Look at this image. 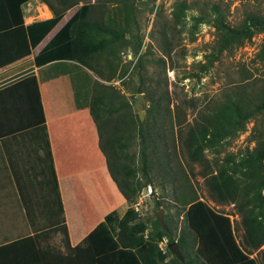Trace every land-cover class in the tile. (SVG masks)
<instances>
[{
	"label": "trees",
	"instance_id": "trees-1",
	"mask_svg": "<svg viewBox=\"0 0 264 264\" xmlns=\"http://www.w3.org/2000/svg\"><path fill=\"white\" fill-rule=\"evenodd\" d=\"M1 1L8 12L5 24L8 28L17 27L23 31L22 47L12 54L17 56L26 54L29 47H33L54 26L64 11L79 0H41L50 8L52 15L34 20L24 27L20 20L19 4L25 0ZM188 7L185 0H173L172 12L176 18H182ZM117 10L121 15L119 18L114 13H103L101 8L95 9L90 3H81L38 50L34 61L39 64L54 58H74L92 68L104 80L116 78L118 72L110 64L106 65L105 59L98 58L100 52L112 46L118 35L122 36L121 43L126 41L124 34L130 28V21L133 23L131 8L123 1ZM14 18L17 25L11 26ZM190 18V34L202 21L210 20L214 27V45L204 54L205 61L200 63L203 70L222 50L242 44L255 32H264V9L244 11L235 25L227 23L217 7L210 19L199 13L192 14ZM139 45L140 41H137L134 50L137 51ZM257 54L264 61V40ZM137 65L142 67L140 59ZM143 90L149 101V116L142 128L138 127L136 114L129 102L121 98L117 87L97 80L91 90L89 111L96 123L98 144L103 149L108 172L128 204L120 215L115 211L104 215V221L96 230L102 235L101 239L113 237L116 245L132 248L139 264H264V244L257 249L264 243V193L261 192L264 188V126L254 121L249 129L253 141L250 149L241 152L236 160L231 159L233 155L222 160L205 179L215 199L232 201L239 212L242 226L240 241L235 238L229 217L215 212L196 196L186 199L185 225L174 236L168 225L162 227L153 219V223L158 225L154 228L150 220L134 208L138 191L150 183L147 143L154 134L158 137L162 135L155 130L164 126L159 117L162 120L166 115V110H160L166 96L153 94V91L141 86H136L134 91ZM263 110L264 82L250 96L243 86L225 93L211 107L200 110L187 125L184 143L190 157L200 159L206 146L243 130L246 122L256 119ZM169 122L170 130L173 124ZM180 123L181 119L177 117L174 124L180 127ZM133 137L138 138V147L132 152L129 147ZM163 238L165 244L161 247L159 242ZM173 241L180 250L181 258L167 247ZM253 249L258 254L250 256Z\"/></svg>",
	"mask_w": 264,
	"mask_h": 264
},
{
	"label": "crops",
	"instance_id": "crops-1",
	"mask_svg": "<svg viewBox=\"0 0 264 264\" xmlns=\"http://www.w3.org/2000/svg\"><path fill=\"white\" fill-rule=\"evenodd\" d=\"M40 1L19 4L23 27L52 15ZM65 11L26 54L12 56L23 31L5 24L0 0V264H139L132 248L96 231L107 212L128 206L89 111L93 84L107 80L74 58L34 61L73 12Z\"/></svg>",
	"mask_w": 264,
	"mask_h": 264
},
{
	"label": "rangeland",
	"instance_id": "rangeland-1",
	"mask_svg": "<svg viewBox=\"0 0 264 264\" xmlns=\"http://www.w3.org/2000/svg\"><path fill=\"white\" fill-rule=\"evenodd\" d=\"M123 1L131 8L133 23L130 21V28L124 34L125 42L121 43L122 36L118 35L112 46L99 54L98 59H105L106 65L110 64L118 72L116 78L106 82L117 87L121 98L129 102L139 128L149 116V101L145 90L134 91L136 86L156 95L163 94L166 96L163 103L167 105H160V110H166L162 120L159 117L164 126L155 130L162 135L158 137L154 134L147 143L150 183L138 191L134 204L140 215L150 220L152 227L168 225L176 236L185 225L186 199L196 196L215 212L229 217L235 238L240 241L242 226L239 212L232 201L215 199L205 179L222 160L231 155V159L236 160L241 152L250 149L253 141L249 129L254 121L264 126V110L257 114L256 119L247 121L243 130L206 146L200 159L190 157L184 136L187 125L197 113L211 107L225 93L243 86L250 96L264 82V61L257 54L264 32H255L242 44L222 50L203 70L200 63L205 61L204 54L214 45V27L210 20L202 21L190 34V16L199 13L210 19L217 7L224 20L235 25L244 11L263 10L264 0H185L189 7L182 18L174 16L173 0H79L66 11L69 13L79 4L87 2L95 9L101 8L103 13H114L119 18L121 15L117 9ZM137 41L140 45L136 51L134 46ZM138 59L142 65L140 68ZM138 93L142 98L138 97ZM177 117L181 119L180 127L174 124ZM169 121L173 124L170 130ZM137 139L133 137L130 144L132 152L138 147ZM261 192L264 193V188ZM153 219L158 225L153 223ZM250 254L258 253L253 249Z\"/></svg>",
	"mask_w": 264,
	"mask_h": 264
},
{
	"label": "water",
	"instance_id": "water-1",
	"mask_svg": "<svg viewBox=\"0 0 264 264\" xmlns=\"http://www.w3.org/2000/svg\"><path fill=\"white\" fill-rule=\"evenodd\" d=\"M137 95H138V97L142 98L141 93H138ZM157 216L160 219V210L159 209L157 210ZM167 247L170 249V251L172 253H174L176 256H178L179 258H181L180 250L177 247V244L175 243V241L168 243L167 244Z\"/></svg>",
	"mask_w": 264,
	"mask_h": 264
},
{
	"label": "built area",
	"instance_id": "built-area-1",
	"mask_svg": "<svg viewBox=\"0 0 264 264\" xmlns=\"http://www.w3.org/2000/svg\"><path fill=\"white\" fill-rule=\"evenodd\" d=\"M146 186L148 187V185H146ZM162 243H163L162 241L159 242V244H160L161 247H163V246H162ZM164 244H165V243H163V245H164Z\"/></svg>",
	"mask_w": 264,
	"mask_h": 264
}]
</instances>
